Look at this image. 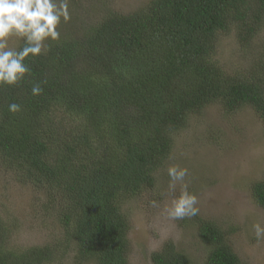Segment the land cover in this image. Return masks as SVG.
<instances>
[{
	"label": "trees",
	"instance_id": "1",
	"mask_svg": "<svg viewBox=\"0 0 264 264\" xmlns=\"http://www.w3.org/2000/svg\"><path fill=\"white\" fill-rule=\"evenodd\" d=\"M81 1L94 3L98 17L86 8L84 30L60 25V39L25 61L31 75L0 87V166L37 190L43 199L34 208L61 227L53 247L14 249V225L0 220V264H57L69 250L79 264H129L122 205L154 188L187 118L218 103L227 112L249 107L264 126V53L236 74L215 58L216 36L229 31L246 53L264 23V0H149L132 12ZM35 83L39 96L31 95ZM13 102L21 105L15 114ZM250 196L264 211V178ZM178 222L208 247L203 264H242L215 222ZM149 260L193 264L170 241Z\"/></svg>",
	"mask_w": 264,
	"mask_h": 264
},
{
	"label": "rangeland",
	"instance_id": "2",
	"mask_svg": "<svg viewBox=\"0 0 264 264\" xmlns=\"http://www.w3.org/2000/svg\"><path fill=\"white\" fill-rule=\"evenodd\" d=\"M107 1L115 10L132 12L149 0ZM80 2L70 0L71 19L61 23L65 31L72 32L74 25L84 30L79 23L92 19L90 16L85 19L86 8L91 14L96 11L98 17L100 12L94 3L87 2L83 8ZM17 40L10 38V46L15 47ZM250 46L244 54L233 31L219 34L215 58L227 72H245L248 61L264 53V23ZM173 164L188 169L185 179L189 191L198 197V216L215 222L226 233L228 243L242 264H264V241L257 242L252 228L257 222L264 225V211L250 196L251 185L264 178V126L249 107L227 112L218 103L187 118L174 139L168 165L161 169L154 188L144 190L122 205L129 222L128 263L151 264L150 254L169 241L193 264L204 263L208 247L198 239L196 229L181 226L164 211L173 197L179 195V185L174 193L168 189L167 168ZM42 199L37 190L14 181L0 166V220L14 225L9 247H53L61 236V227L54 218H46L39 207L34 208L33 204L39 206ZM152 200L159 206L152 207ZM68 253L57 264H79L72 251Z\"/></svg>",
	"mask_w": 264,
	"mask_h": 264
},
{
	"label": "clouds",
	"instance_id": "3",
	"mask_svg": "<svg viewBox=\"0 0 264 264\" xmlns=\"http://www.w3.org/2000/svg\"><path fill=\"white\" fill-rule=\"evenodd\" d=\"M71 19L70 0H0V87L15 86L31 75V68L25 62L29 57H39L48 50V41H58L59 26ZM23 40V47L17 49L9 44L10 38ZM43 88L33 84L32 96H39ZM10 113L21 111L19 103L8 105ZM168 189L175 192L179 185V195L174 196L164 211L169 219L181 220L199 215V200L189 191L186 177L188 169L179 165L167 168ZM158 207L156 200L150 201ZM257 242L264 241V225H252Z\"/></svg>",
	"mask_w": 264,
	"mask_h": 264
}]
</instances>
